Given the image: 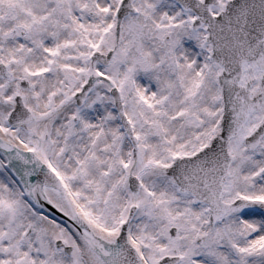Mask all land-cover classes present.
<instances>
[{
	"label": "snow or ice",
	"instance_id": "1",
	"mask_svg": "<svg viewBox=\"0 0 264 264\" xmlns=\"http://www.w3.org/2000/svg\"><path fill=\"white\" fill-rule=\"evenodd\" d=\"M0 264H264V0H0Z\"/></svg>",
	"mask_w": 264,
	"mask_h": 264
}]
</instances>
